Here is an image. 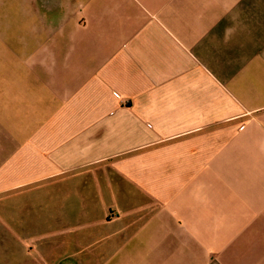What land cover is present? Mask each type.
Here are the masks:
<instances>
[{"label": "crops", "instance_id": "obj_1", "mask_svg": "<svg viewBox=\"0 0 264 264\" xmlns=\"http://www.w3.org/2000/svg\"><path fill=\"white\" fill-rule=\"evenodd\" d=\"M120 256L264 264V0H0V264Z\"/></svg>", "mask_w": 264, "mask_h": 264}, {"label": "rangeland", "instance_id": "obj_2", "mask_svg": "<svg viewBox=\"0 0 264 264\" xmlns=\"http://www.w3.org/2000/svg\"><path fill=\"white\" fill-rule=\"evenodd\" d=\"M42 196V195H41ZM43 197V196H42ZM43 198L39 199L40 201L42 200ZM25 203L27 202V200L24 201ZM34 208V207H33ZM40 209H32L31 210V213H33V215L35 216V218L38 217V215L40 214L39 211ZM136 261V259L134 258H128V257H123V256H120V257H114V258H105V257H98V258H93V257H87V258H84L83 261L87 262V264H124L125 262H129V261Z\"/></svg>", "mask_w": 264, "mask_h": 264}]
</instances>
